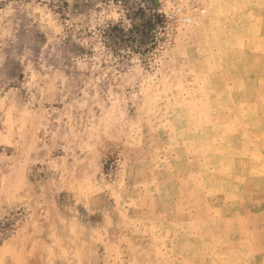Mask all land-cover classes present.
Here are the masks:
<instances>
[{"label":"rangeland","instance_id":"1","mask_svg":"<svg viewBox=\"0 0 264 264\" xmlns=\"http://www.w3.org/2000/svg\"><path fill=\"white\" fill-rule=\"evenodd\" d=\"M0 264H264V0H0Z\"/></svg>","mask_w":264,"mask_h":264},{"label":"bare ground","instance_id":"2","mask_svg":"<svg viewBox=\"0 0 264 264\" xmlns=\"http://www.w3.org/2000/svg\"><path fill=\"white\" fill-rule=\"evenodd\" d=\"M261 48V47H260ZM224 72V71H223ZM245 103V102H244ZM243 104V103H242ZM212 108V107H211ZM238 108V107H237ZM236 108V109H237ZM234 113V112H233ZM213 115V114H212ZM228 123V122H227ZM210 124V123H209ZM227 126V125H226ZM226 132V131H225ZM257 137V136H256ZM233 139V138H232ZM245 145V144H244ZM212 146H213V144H212ZM215 148H216V146H215ZM216 152V151H215ZM225 153H226V151H225ZM227 154V153H226ZM222 158V157H221ZM227 164V163H226ZM225 164V165H226ZM227 166V165H226ZM229 168V167H228ZM230 217V216H229ZM237 217V216H236ZM227 218V217H226ZM232 218V217H231ZM202 219V218H201ZM225 219V218H224ZM205 220V219H204ZM198 221V220H197ZM216 226V225H215ZM211 227V226H210ZM205 228V227H204ZM215 230V229H214ZM204 232V231H203ZM206 232V231H205ZM209 232V231H208ZM211 232V231H210Z\"/></svg>","mask_w":264,"mask_h":264}]
</instances>
